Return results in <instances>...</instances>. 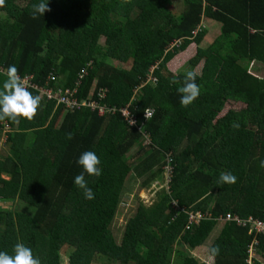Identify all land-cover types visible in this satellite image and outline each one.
Segmentation results:
<instances>
[{"label":"trees","instance_id":"trees-1","mask_svg":"<svg viewBox=\"0 0 264 264\" xmlns=\"http://www.w3.org/2000/svg\"><path fill=\"white\" fill-rule=\"evenodd\" d=\"M164 1L0 0V130L11 131L0 156V251L12 240L23 264H61L66 245L70 264H167L176 244L198 248L220 223L210 264H247L250 251L264 264V235L220 220L264 219V0H183L179 15ZM202 20L220 25L206 47ZM192 43L201 73L173 75L166 63ZM44 88H76L80 102L106 88L98 103L127 107L136 125L120 112L69 109ZM132 173L166 191L137 204L116 243L110 226ZM221 195L226 205L210 207ZM15 201L32 217L5 209ZM190 211L207 217L189 225Z\"/></svg>","mask_w":264,"mask_h":264},{"label":"rangeland","instance_id":"rangeland-1","mask_svg":"<svg viewBox=\"0 0 264 264\" xmlns=\"http://www.w3.org/2000/svg\"><path fill=\"white\" fill-rule=\"evenodd\" d=\"M27 0H20L21 4H25ZM166 4L167 9L172 10L174 15H179L183 9V0H165L164 1ZM200 27L204 30H206L207 34L205 35L203 39L202 46L206 47L212 41L220 35V25L218 23H213V22H206V20H202L201 23L199 24ZM100 45H104V40H100ZM197 45L192 43L190 44L184 51L183 50H178L176 54H174L173 58L166 63V68L169 72H171L173 75H180V74H189L191 72L199 75L201 73V64L193 67L190 65V60L194 56L196 52ZM168 50V48L166 49ZM172 47H170V51H172ZM220 60H222V56H218ZM112 64L116 67H123L125 69H128L130 66V63H126L125 65H122L120 63L112 62ZM251 67V64L248 65ZM155 67H151L149 70V74L147 76V79H150L149 77L151 76V70L154 69ZM250 72H253L250 70ZM254 74L258 76H262L263 72L260 70L258 72H253ZM147 82V81H146ZM150 84H153V79H150L148 81ZM235 108H239L240 105H235ZM8 131L11 133V131L6 128L4 130H0V143L3 146L4 151L2 150V154L0 156L4 155L5 152L9 153V147L4 146L6 136ZM145 144V143H144ZM131 153H134V150H131ZM131 156V154L129 153ZM166 174V173H165ZM164 177V176H163ZM146 176L143 177H137L133 173L128 177L125 187L122 192V196L119 202L118 206V211L116 212L115 218L110 226V230L113 234V237L116 241V243H120L122 233L124 230V227L126 225V222L128 219L134 215L136 211L137 204L142 202L146 206H150L157 198V195L162 192V190L166 191V185L164 186L163 184H160V182L157 183L154 182L152 183L149 187L143 186L144 179ZM227 202V196L226 195H221L215 197L211 204L210 207H212L217 203H221L222 207L226 205ZM5 209H12L13 213L20 211L23 212V214H28L26 215L27 217H32L34 213V209L30 208L27 206V204L22 203L21 201H15L13 206L10 207H5ZM220 226L222 224L218 223L217 227L214 229V231L211 233L207 241L204 243V245L191 249L188 246H182L176 244L168 257V262L167 264H184L183 259L185 257H188L189 259H192L194 262H197L199 264L205 263V264H210L212 262V258H210L208 254V247L213 241V239L217 236L218 231L220 229ZM32 228H34L32 224ZM21 242H14V241H8L5 243L4 247L0 251V264L4 263V259L6 257L12 258L19 263H21L24 257V253L22 248L20 247ZM75 250V248L71 246H64L61 250V255H62V262L61 264H70L69 263V256L70 254ZM139 252H144V247L140 246L138 248ZM250 253V252H249ZM251 257L250 258H256L260 259L259 256L255 255L253 252H251ZM253 261V260H252ZM23 264V263H21ZM91 264H113L109 263L108 260L97 256Z\"/></svg>","mask_w":264,"mask_h":264},{"label":"built area","instance_id":"built-area-1","mask_svg":"<svg viewBox=\"0 0 264 264\" xmlns=\"http://www.w3.org/2000/svg\"><path fill=\"white\" fill-rule=\"evenodd\" d=\"M198 31V30H197ZM193 32L195 35L196 32ZM178 44V42H176ZM153 69L151 70L152 73ZM152 79L151 77H149ZM149 79V80H150ZM148 81V80H147ZM23 84H28V79H24L22 81ZM43 92L48 96V98L56 100L58 104H65L67 108L69 109H74L76 107H80L81 104L77 101V99L74 97L75 93H77V89H65L62 90L60 88L57 89H45ZM114 111V110H111ZM100 112L103 114L102 109H100ZM153 110L152 109H146L144 111V118L148 119L152 116ZM121 115L129 120L131 123H133L134 119L132 116H130V113L128 111V108L125 107L121 110ZM173 206L176 208V203H172ZM176 205V206H175ZM207 217V216H206ZM205 215L200 213L199 211H190L188 212V224H198L200 220L206 218ZM221 221H228V222H235L238 226L243 227V228H248V233L250 234H255V235H264V219L263 220H258L254 219L253 217H248L247 219H239L236 216H232L230 214H227L225 217H220ZM251 251L249 253V257L246 260L247 264H254L251 257Z\"/></svg>","mask_w":264,"mask_h":264},{"label":"clouds","instance_id":"clouds-1","mask_svg":"<svg viewBox=\"0 0 264 264\" xmlns=\"http://www.w3.org/2000/svg\"><path fill=\"white\" fill-rule=\"evenodd\" d=\"M198 28H201L200 27V25L198 26ZM176 42H178V41H176ZM176 42H174V43H172L169 47H168V50H166L165 52H168V51H170V47H172V49L174 48V47H177L178 45H179V43L177 44ZM155 68H156V66H154ZM154 68V69H155ZM153 69V70H154ZM82 77H83V75H82ZM73 90V89H72ZM98 93H97V95L96 96H94L95 97V99H93V98H90L88 101H79V99L78 98H76L77 99V101L81 104V106L80 107H88V108H90L93 112H96L99 116H101V117H103L105 114H109V115H112V114H118L119 112L121 113V110H118V113H117V110H115L114 108H109V107H107L105 104H99L98 103V101H97V99H96V97H99L102 101H103V99L106 97V94H107V89L106 88H100L98 91H97ZM93 93H94V91L92 92V95H93ZM100 109H102V111H103V114L100 112ZM147 109H151V108H147ZM111 110H114V111H111ZM146 110V109H145ZM144 110V111H145ZM153 110V109H152ZM121 115V114H120ZM122 116V115H121ZM152 116H153V114H152ZM151 116V117H152ZM123 117V116H122ZM143 119H144V121L146 122V121H148L150 118H148V119H145L144 118V112H143ZM123 119H125L124 117H123ZM134 119V118H133ZM126 121H127V123H128V125H130V126H133V125H136V122H135V119H134V121H133V123H131L129 120H127V119H125ZM140 127V126H139ZM146 137V136H145ZM146 142V141H145Z\"/></svg>","mask_w":264,"mask_h":264}]
</instances>
